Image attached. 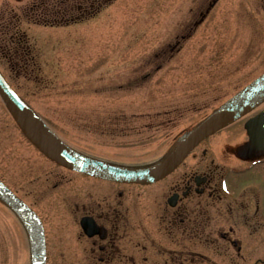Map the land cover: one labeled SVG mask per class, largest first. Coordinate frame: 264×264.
I'll list each match as a JSON object with an SVG mask.
<instances>
[{
	"label": "rangeland",
	"instance_id": "rangeland-1",
	"mask_svg": "<svg viewBox=\"0 0 264 264\" xmlns=\"http://www.w3.org/2000/svg\"><path fill=\"white\" fill-rule=\"evenodd\" d=\"M34 1L0 0V16L4 9L10 16L31 12ZM211 1L111 0L81 19L74 4L62 3L55 25L24 17L22 50L28 51L16 55L13 42L3 40L0 67L68 144L149 168L264 72V0H217L193 36L171 50L191 8L202 2L209 8ZM11 59L27 66L13 67ZM245 120L211 139L244 141ZM57 175L0 95V177L54 226L67 193ZM0 264H31L28 231L1 200Z\"/></svg>",
	"mask_w": 264,
	"mask_h": 264
},
{
	"label": "flooded vegetation",
	"instance_id": "flooded-vegetation-1",
	"mask_svg": "<svg viewBox=\"0 0 264 264\" xmlns=\"http://www.w3.org/2000/svg\"><path fill=\"white\" fill-rule=\"evenodd\" d=\"M110 1L36 0L31 12L15 11L13 16L4 9L0 21L6 23H0V42L9 40L14 46L10 47L12 53L26 54V47L22 50L26 34L20 28L25 16L36 24L55 25L58 16L63 17L62 3L74 4L79 11L76 18L81 19ZM216 2L211 1L209 8L205 2L191 8L192 15L183 22V33L170 44L173 52L180 42L193 36ZM49 9L54 10L52 18ZM0 48H6L5 44ZM10 61L13 67L27 66L19 59ZM262 104L233 122L246 118L244 141L211 139L231 123L152 183L112 180L71 170L35 147L60 170L57 186L67 191L61 200L60 226H54L14 190L40 217L46 264H264V148L252 142L246 129L247 121L264 109ZM75 149L93 159L130 167ZM58 202L54 200L57 206Z\"/></svg>",
	"mask_w": 264,
	"mask_h": 264
},
{
	"label": "water",
	"instance_id": "water-1",
	"mask_svg": "<svg viewBox=\"0 0 264 264\" xmlns=\"http://www.w3.org/2000/svg\"><path fill=\"white\" fill-rule=\"evenodd\" d=\"M0 94L29 139L50 159L67 168L125 182H154L174 170L202 140L248 112L264 99V73L184 136L156 165L133 169L88 158L69 147L8 83L0 70ZM253 142L264 148V110L247 125ZM0 199L25 222L31 240V264H46L43 226L36 213L0 180Z\"/></svg>",
	"mask_w": 264,
	"mask_h": 264
},
{
	"label": "bare ground",
	"instance_id": "bare-ground-1",
	"mask_svg": "<svg viewBox=\"0 0 264 264\" xmlns=\"http://www.w3.org/2000/svg\"><path fill=\"white\" fill-rule=\"evenodd\" d=\"M165 159H166V158H165ZM165 159H164V160H165ZM158 164H159V163H158ZM1 202H2V201H1ZM11 209H12V208H11ZM13 212L18 216V218H19L20 220H22L21 217H20V216L14 211V210H13ZM22 222H23V220H22ZM23 223H24V225L26 226L25 222H23ZM26 228H27V227H26Z\"/></svg>",
	"mask_w": 264,
	"mask_h": 264
}]
</instances>
